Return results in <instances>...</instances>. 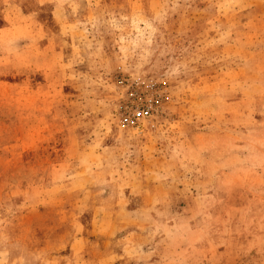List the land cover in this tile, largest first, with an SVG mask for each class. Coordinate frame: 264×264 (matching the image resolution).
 I'll return each mask as SVG.
<instances>
[{"label":"rangeland","instance_id":"1","mask_svg":"<svg viewBox=\"0 0 264 264\" xmlns=\"http://www.w3.org/2000/svg\"><path fill=\"white\" fill-rule=\"evenodd\" d=\"M0 264H264V0H0Z\"/></svg>","mask_w":264,"mask_h":264}]
</instances>
